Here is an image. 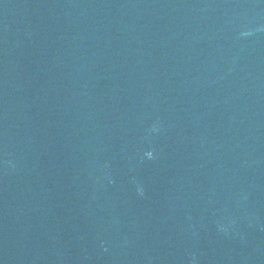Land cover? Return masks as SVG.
<instances>
[{
	"label": "water",
	"instance_id": "1",
	"mask_svg": "<svg viewBox=\"0 0 264 264\" xmlns=\"http://www.w3.org/2000/svg\"><path fill=\"white\" fill-rule=\"evenodd\" d=\"M0 264H264V0H0Z\"/></svg>",
	"mask_w": 264,
	"mask_h": 264
},
{
	"label": "clouds",
	"instance_id": "2",
	"mask_svg": "<svg viewBox=\"0 0 264 264\" xmlns=\"http://www.w3.org/2000/svg\"><path fill=\"white\" fill-rule=\"evenodd\" d=\"M151 158V157H150Z\"/></svg>",
	"mask_w": 264,
	"mask_h": 264
}]
</instances>
